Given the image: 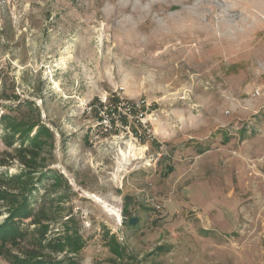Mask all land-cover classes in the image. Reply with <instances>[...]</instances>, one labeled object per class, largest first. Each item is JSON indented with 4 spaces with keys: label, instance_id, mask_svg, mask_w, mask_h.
Wrapping results in <instances>:
<instances>
[{
    "label": "rangeland",
    "instance_id": "1",
    "mask_svg": "<svg viewBox=\"0 0 264 264\" xmlns=\"http://www.w3.org/2000/svg\"><path fill=\"white\" fill-rule=\"evenodd\" d=\"M28 183L40 256L264 264V0H0V191Z\"/></svg>",
    "mask_w": 264,
    "mask_h": 264
},
{
    "label": "trees",
    "instance_id": "2",
    "mask_svg": "<svg viewBox=\"0 0 264 264\" xmlns=\"http://www.w3.org/2000/svg\"><path fill=\"white\" fill-rule=\"evenodd\" d=\"M4 128L12 130V132H20V134L24 135H27V132L29 131L26 128L19 127V124L17 123L5 125ZM41 131L44 134V137H42L43 139L49 138L52 135L48 127L42 125L40 126V130L37 131L36 135L34 136V142L31 144L35 145L38 142H41L39 141L40 139L38 137ZM10 142L8 143L10 144ZM32 188L33 185L28 183L25 187H23L19 195L12 200L7 197L9 196L7 193H1L0 191V199L11 200L9 206L6 207L5 217L2 219V221H0V254L5 255L10 260L11 264H76V262L71 258L55 260L37 254L39 253L37 252V247H41L43 244V238H47V222L51 217L49 215H44L40 217L41 221L38 220L39 218L35 217L30 200V190ZM6 194L7 196H5ZM27 218H30L29 223H27L24 228L21 227L24 219ZM124 218H127L125 214ZM30 224H34V227L31 229L29 228ZM29 233H32L34 236L33 246L21 252H13L10 248L18 245L20 241L23 240L24 237ZM65 242L69 244H77L75 243V239H69V237L53 238L46 240L44 243H46L48 246L56 244L57 247L55 250L58 251L64 249V244H66ZM7 243H10L9 247H7ZM113 248L116 249L118 253H120L118 247Z\"/></svg>",
    "mask_w": 264,
    "mask_h": 264
},
{
    "label": "bare ground",
    "instance_id": "3",
    "mask_svg": "<svg viewBox=\"0 0 264 264\" xmlns=\"http://www.w3.org/2000/svg\"><path fill=\"white\" fill-rule=\"evenodd\" d=\"M108 208V207H107ZM113 210V209H112ZM109 211V210H108ZM113 213H115L116 217H117V220L120 221L121 220V217H120V214L116 211H113Z\"/></svg>",
    "mask_w": 264,
    "mask_h": 264
},
{
    "label": "water",
    "instance_id": "4",
    "mask_svg": "<svg viewBox=\"0 0 264 264\" xmlns=\"http://www.w3.org/2000/svg\"><path fill=\"white\" fill-rule=\"evenodd\" d=\"M135 220H136V217H130V219H129V223H134L135 222Z\"/></svg>",
    "mask_w": 264,
    "mask_h": 264
}]
</instances>
